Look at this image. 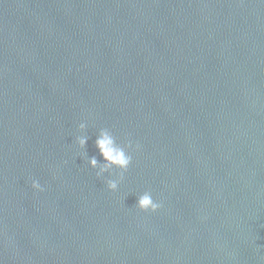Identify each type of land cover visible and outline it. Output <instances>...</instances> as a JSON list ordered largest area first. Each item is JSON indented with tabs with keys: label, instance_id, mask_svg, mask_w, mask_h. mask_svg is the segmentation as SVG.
<instances>
[{
	"label": "water",
	"instance_id": "1",
	"mask_svg": "<svg viewBox=\"0 0 264 264\" xmlns=\"http://www.w3.org/2000/svg\"><path fill=\"white\" fill-rule=\"evenodd\" d=\"M0 264H264V0H52L0 74Z\"/></svg>",
	"mask_w": 264,
	"mask_h": 264
},
{
	"label": "clouds",
	"instance_id": "2",
	"mask_svg": "<svg viewBox=\"0 0 264 264\" xmlns=\"http://www.w3.org/2000/svg\"><path fill=\"white\" fill-rule=\"evenodd\" d=\"M87 127L86 122H80L78 125L79 133H83ZM87 142L88 137L86 135H77L75 137V144L80 150L85 148ZM95 145L103 159V163H99L96 157L93 156L87 158V165L95 170L98 178H104L106 173L109 177H112L113 169H118L119 171L115 178H109L105 181L107 189L111 192H116L124 180V174L132 164V153L139 151L141 145L138 142L133 143L131 140L123 144L118 143L117 138L108 128L99 129ZM80 154L82 158H86V153L81 151ZM31 188L35 192L45 191V187L36 179L31 181ZM135 207L142 212L155 213L161 208V204L153 199L151 191H144L138 196Z\"/></svg>",
	"mask_w": 264,
	"mask_h": 264
}]
</instances>
